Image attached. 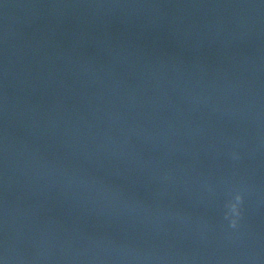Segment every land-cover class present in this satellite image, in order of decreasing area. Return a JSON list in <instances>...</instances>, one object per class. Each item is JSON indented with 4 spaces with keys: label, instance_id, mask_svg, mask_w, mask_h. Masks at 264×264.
<instances>
[{
    "label": "water",
    "instance_id": "1",
    "mask_svg": "<svg viewBox=\"0 0 264 264\" xmlns=\"http://www.w3.org/2000/svg\"><path fill=\"white\" fill-rule=\"evenodd\" d=\"M0 264H264V0H0Z\"/></svg>",
    "mask_w": 264,
    "mask_h": 264
},
{
    "label": "clouds",
    "instance_id": "2",
    "mask_svg": "<svg viewBox=\"0 0 264 264\" xmlns=\"http://www.w3.org/2000/svg\"><path fill=\"white\" fill-rule=\"evenodd\" d=\"M242 199V196L237 195L235 197V203H229L228 205H226V207L228 208V212L226 213L225 218L232 217L230 226L233 228L237 226L236 218H238L240 215L239 205L242 203Z\"/></svg>",
    "mask_w": 264,
    "mask_h": 264
}]
</instances>
